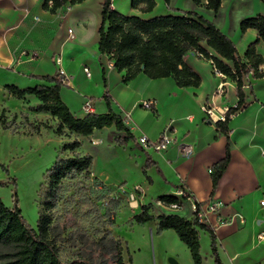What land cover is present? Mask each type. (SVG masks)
I'll return each instance as SVG.
<instances>
[{
	"label": "crops",
	"instance_id": "obj_1",
	"mask_svg": "<svg viewBox=\"0 0 264 264\" xmlns=\"http://www.w3.org/2000/svg\"><path fill=\"white\" fill-rule=\"evenodd\" d=\"M155 1L153 10L145 14L133 9L130 0H112L111 7L123 14H138L145 18L179 14L167 9L163 0ZM42 2L0 0V75L21 81L23 87L47 84L46 81L29 76L54 75L52 57L60 54L63 68L72 75L69 84L60 89L61 99L71 112L76 117L86 115L81 109L86 98H94L91 100V112H106L108 107L103 98L106 95L111 109L121 116L125 127L134 137L123 145L127 157H132L141 171L146 158H150V166L145 169L150 181L141 176V183H137L139 196L132 200L130 215L139 212L140 204L148 203L144 197L153 190L156 192L150 202L155 206L154 214L160 208L162 212L177 213L189 219L192 202H203L202 206L217 203L219 213L227 217L228 222L217 224L211 213L207 214V218L214 225L221 262H263L264 239L257 243L256 234L264 226V205L259 203L264 199V77L253 78L250 73L243 78L245 103L229 115L225 135L215 122L223 121L228 108L236 105V82L215 73L211 60L201 57L195 51L185 54V62L201 78L196 87H179L172 77L151 79L144 74L123 83V72H118L112 66L108 55H99L97 48V29L103 0H84L72 6L65 4L54 14L44 10ZM205 2L202 0V5H196L192 0H171L170 6L194 11L211 21L234 42L238 55L243 59L248 45L257 38V31L247 28L242 32L239 22L244 17L257 14L264 16V1L237 0V10L241 9V14L234 24L229 17L234 8L232 0L228 3L221 0L216 13L206 9L203 5ZM90 18H93L91 25ZM68 29H71L72 36ZM200 44L211 55L221 58L204 41ZM255 48L264 57L263 41L260 40ZM225 62L232 66L231 61ZM85 65L90 69L89 76L83 71ZM80 71L81 90L76 85ZM149 99L154 101L151 110L142 106ZM205 105L214 107L211 118L202 110ZM164 127L168 128L172 138L165 150L144 148L138 143L140 135L150 139L158 138ZM106 130L112 132L111 142L115 135L123 133L112 125L94 130L89 136L76 135L82 142L81 150L92 153L85 148L86 139L93 143L98 137L94 135ZM227 142L230 144V160L212 192L211 172L208 169L225 155ZM180 143L190 144L192 153L181 155L178 151ZM180 186L189 195V198L182 200L181 208L166 211L158 205L157 197L164 194L174 195L181 200L178 194ZM237 215H242L244 220L240 221ZM155 224L156 220H151L142 225L151 232ZM200 233L202 264L204 258L209 264H214L209 236L207 232ZM156 236L160 245L172 243L181 249L185 246L173 229L163 230ZM151 239L154 240V236ZM169 254L178 258V254Z\"/></svg>",
	"mask_w": 264,
	"mask_h": 264
},
{
	"label": "trees",
	"instance_id": "obj_2",
	"mask_svg": "<svg viewBox=\"0 0 264 264\" xmlns=\"http://www.w3.org/2000/svg\"><path fill=\"white\" fill-rule=\"evenodd\" d=\"M84 0H43L42 8L51 14L56 13L65 4L72 6ZM196 5H202V0H192ZM264 1V0H263ZM167 9L179 14H164L145 18L138 14H123L111 7L112 0H103L101 17L98 25L97 48L99 55H108L112 66L118 72H123L122 82L127 83L139 74L151 79L172 77L179 87L198 86L200 76L185 62L184 56L189 51H195L201 57L211 60L220 74L236 82L238 101L234 107L228 108L225 119L216 121L221 133L227 135V121L229 115L245 103L243 78L250 74L253 78L264 77V57L257 53L256 44L264 43V16L244 17L239 22V28L244 32L247 28L257 31V38L250 43L242 59L237 52L234 42L225 35L215 24L194 11L179 10L170 6L171 0H163ZM131 7L140 13L151 12L156 6L155 0H130ZM206 9L217 12L221 0H206ZM215 51L221 58L211 55L202 47L200 42ZM231 61L232 66L225 61ZM46 81L47 84H36L31 87H19L15 84H5L4 90L17 99L35 96L39 102L30 106L35 112H45L57 120L55 133L63 135L64 130L80 136H89L94 130L115 126L123 133L115 135L113 140L117 145L133 139V135L125 127L121 116L110 107V100L103 95L108 110L103 113L88 112L83 117H76L60 96L63 86L56 75H30ZM92 101L94 98H90ZM0 123L1 120H0ZM82 142L74 137L62 144V149L80 148ZM230 160V144L227 142L225 155L211 167L212 192L225 171ZM93 163L89 153L77 152L71 156H56L53 164L44 175V182L40 185V208L36 226H30L20 209L14 205L9 207L0 197V264H125L124 251H127L131 264L132 257L128 252L126 241L114 236L106 229L98 239L101 254L92 257L91 254L77 255L66 260L61 259L59 246L51 236L50 209L59 183L67 175L88 170ZM150 158H146L142 172L150 166ZM147 180L150 178L146 175ZM183 188L182 186L179 187ZM188 193L181 195V200L174 195H160L156 201L162 204L175 203L182 206V200ZM196 209L188 219L177 213H153V203L140 204V210L130 218L133 222L143 224L156 220V231L161 233L166 229H173L178 238L186 245L193 264H202L200 254V232H207L210 239L211 256L214 264H223L217 252V242L214 228L199 222L197 212L203 202H196ZM113 224V221H110ZM104 254L108 256L105 257Z\"/></svg>",
	"mask_w": 264,
	"mask_h": 264
},
{
	"label": "rangeland",
	"instance_id": "obj_3",
	"mask_svg": "<svg viewBox=\"0 0 264 264\" xmlns=\"http://www.w3.org/2000/svg\"><path fill=\"white\" fill-rule=\"evenodd\" d=\"M229 1L225 0V3ZM232 1L234 8L229 17L234 24L241 9L237 10V0ZM91 24L93 18L89 19ZM4 84L25 88L21 81L0 75V197L6 206L16 205L30 226H36L43 175L58 153L62 157L77 152L93 157L88 170L69 174L61 180L52 200L50 231L59 246L61 259L81 254L98 257L102 253L98 239L109 229L114 236L126 241L131 264H171L169 258L177 264H193L188 248L180 239L185 245L182 249L172 243L160 245L156 224L150 232L142 224L129 222L132 201L129 204L128 194L134 185L141 183L142 175L146 178V173L138 169L132 157H127L124 144L111 142L112 132L106 130L95 134L97 143L86 139L85 148L92 153L82 151L81 147L62 149L63 143L76 136L66 129L63 135H57L56 118L29 109L39 102L37 97L29 95L17 99L4 90ZM76 85L81 90V71L77 74ZM154 192L146 193L144 201L150 202ZM157 213L162 210L157 208ZM111 220L113 224H110ZM153 236L154 240L151 239ZM169 252L178 254V258ZM124 262L130 264L127 251H124ZM203 264H209V261L204 258Z\"/></svg>",
	"mask_w": 264,
	"mask_h": 264
},
{
	"label": "built area",
	"instance_id": "obj_4",
	"mask_svg": "<svg viewBox=\"0 0 264 264\" xmlns=\"http://www.w3.org/2000/svg\"><path fill=\"white\" fill-rule=\"evenodd\" d=\"M68 33H69L70 36H72L71 29H68ZM52 60H53L54 66H55V74L54 75H56L60 79V82H61L62 85H68L70 80H71V78H72V75L68 74L67 71L63 68L61 55L60 54L53 55ZM211 66H212V69H213V71L215 73L221 75L218 72V70L215 67V65L212 63V61H211ZM259 68H264V66L260 65ZM83 71L85 72L86 76L90 75V69H89L88 66H86V65L83 66ZM153 102L154 101L150 100V99L149 100H145L142 103V106L145 107L146 109H150L151 110L152 106H153ZM91 108H92L91 99H89V98L84 99V101H83V103L81 105V109L83 111H85L86 113H88V112L91 111ZM202 110L205 112V114L207 115L208 118H211L212 115H213L214 107L212 105H208V106L205 105V106L202 107ZM171 140H172V138L169 135L167 127H164V129L161 131V133L159 134L158 138H156V139H150V138L146 137L145 135H140L137 138L138 143L142 147L151 148V149H154L156 151L165 150L168 147V145L171 142ZM97 141L98 140L93 141V143H97ZM178 151H179V153H181V155H190L192 153V151H193V148L188 143H180V144H178ZM208 171L211 172V167H209ZM132 189H133L132 192L130 191L129 194H128V196L130 197L129 204L131 203L132 200H136L137 199V197L139 195L137 192H138V190H140L138 185H135ZM184 192H186V190L184 188L178 189V194L182 195ZM187 198H189V196ZM157 203H158V205L160 207H162L166 211H172V210H176V209L181 208L175 203H171V204H168V205L167 204L166 205L162 204L159 201H157ZM259 203L261 205H264V199H261L259 201ZM219 208L220 207H219V205L217 203H212V202L209 203V204L207 203L204 206L201 205V207L198 210L197 215H196L198 221L213 227L214 225L212 224V221H210L207 218V214L211 213L214 216L215 222L217 224H225V223H227L228 222L227 217H223L219 213V211H218ZM195 209H196V203L194 201V202L191 203V211H194ZM237 216L240 219V221L244 220V217L242 215H237ZM263 239H264V226H263V229L260 230L256 234V242L260 243ZM254 264H264V261L263 262H257V263H254Z\"/></svg>",
	"mask_w": 264,
	"mask_h": 264
},
{
	"label": "water",
	"instance_id": "obj_5",
	"mask_svg": "<svg viewBox=\"0 0 264 264\" xmlns=\"http://www.w3.org/2000/svg\"><path fill=\"white\" fill-rule=\"evenodd\" d=\"M171 264H177L174 260H170Z\"/></svg>",
	"mask_w": 264,
	"mask_h": 264
},
{
	"label": "bare ground",
	"instance_id": "obj_6",
	"mask_svg": "<svg viewBox=\"0 0 264 264\" xmlns=\"http://www.w3.org/2000/svg\"><path fill=\"white\" fill-rule=\"evenodd\" d=\"M133 207V206H132Z\"/></svg>",
	"mask_w": 264,
	"mask_h": 264
}]
</instances>
